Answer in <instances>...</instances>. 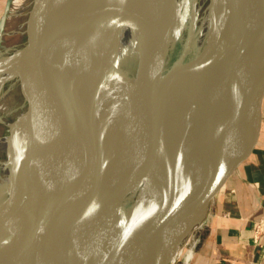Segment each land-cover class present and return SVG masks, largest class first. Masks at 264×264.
I'll return each instance as SVG.
<instances>
[{
	"label": "water",
	"instance_id": "1",
	"mask_svg": "<svg viewBox=\"0 0 264 264\" xmlns=\"http://www.w3.org/2000/svg\"><path fill=\"white\" fill-rule=\"evenodd\" d=\"M129 1L132 21L144 25L148 34L170 2L34 0L28 26L3 45L13 2L6 6L0 57L14 47L23 49L18 72L53 238L40 241L30 230L37 201L26 189V164L16 159L10 170L12 191L0 196V264H29L30 258L50 264H174L184 236L206 223L210 209L172 228L174 203L191 185L181 192L170 190L160 204L158 231L146 238L131 230L113 242L134 201V192L127 194V189L135 170L146 165V158L157 162V167L146 165L159 178L152 204L166 194L170 180L199 166L204 176L232 159L236 166L258 139L264 103V0H239L233 9L238 55L231 81L221 79L218 61L207 56L188 59L185 49L180 54L183 37L170 53L160 39L159 45L146 48L142 79L138 70L132 76V61L125 62L126 77L139 88L131 93L128 87L130 97L119 101L121 111L114 112L100 147L90 157L82 154L80 145L89 141L84 131L90 114L103 113L97 100L87 102L84 96L90 58L100 37L96 23L105 10ZM91 10V20L82 19ZM82 23L89 28L87 41ZM22 37L25 40L19 41ZM211 186L209 193L214 192V183ZM142 236L146 245L132 249V261H116L124 246L134 240L137 244Z\"/></svg>",
	"mask_w": 264,
	"mask_h": 264
},
{
	"label": "bare ground",
	"instance_id": "2",
	"mask_svg": "<svg viewBox=\"0 0 264 264\" xmlns=\"http://www.w3.org/2000/svg\"><path fill=\"white\" fill-rule=\"evenodd\" d=\"M192 1L194 5L195 0ZM182 2L185 3L187 0L177 1L178 4ZM238 3L239 0H210L205 6L197 7L196 12L191 10L185 19L176 23L174 37L173 34L169 36L167 32L163 34L165 25L162 23L161 18L152 23V33L149 32V34L144 25L134 23L131 18V1L127 5L105 10L103 17L101 15L96 23V30H98L100 37L95 42V50L90 58V67L87 73L88 82H86L84 90L87 102L97 100L103 113L90 114L84 131L89 141L80 145L82 154L90 157L100 147L105 134L109 130L114 112H118L123 104L120 102L122 100L126 102L130 97L126 94L128 87L131 93L136 92L139 88L138 82L131 83L130 79L126 77L127 73L123 68L125 62L132 61L137 64L138 61V77L142 79L145 75L143 60L146 56V48L150 44L158 43L157 45H159L160 39L164 43L163 48L169 44L166 51L170 53L173 50L170 43L175 45L185 35H182V32L186 33L185 55L207 56L218 61L221 79L231 81L230 77L234 72L238 55L236 40L238 27L236 26L237 23H233L235 21L233 9L237 7ZM14 8V6L11 8L8 19L12 28L10 26L2 35L5 44L12 39V36L17 34V28L13 27L15 22L12 19L19 17L20 12L17 9L15 11ZM168 11L169 8L167 7L166 12ZM93 14L94 11L92 10L86 12L82 19L85 17V21L89 22ZM82 24L84 25V23ZM82 34L87 41L89 38L88 26ZM21 48L14 47L8 51V54L0 57V125L4 127V134L0 137V196L12 191L10 170L13 162L16 159H21L26 164V189L28 188L29 193L37 201V210L30 230L34 238L50 242L53 238L52 225L47 213L46 201L39 178L40 161L30 145L29 105L23 95L20 73L18 72L23 52ZM196 104H199V102L195 103L193 107ZM232 160L227 165L215 168L205 176L202 175L200 170L202 166H199L200 168L197 167L177 180H170L167 183L169 190L164 194L165 196L162 195L151 204V194L159 178H157L156 171H151L146 165L157 167L158 164L156 161L146 158L143 161L146 165L138 166L131 178L127 194L133 191L134 196L132 198L134 199L132 200L134 201L127 212L124 213L114 233L113 242H116L131 230H135L134 232H137V234L140 232L146 238L150 233L158 231L162 210L160 204L170 197V190L181 192L188 189V185H191L192 189L190 188L191 190L189 189L187 194L191 191H197L194 198L196 207L189 214L185 213L184 208V211H179L186 202L187 194L185 196L181 195L176 200L174 203L176 213L172 228L184 218H195L199 214L198 209L200 206L197 207L198 204L204 203L205 205L206 202L209 203ZM215 182L217 183L215 184ZM211 183H214L215 188L213 189L214 192L209 193L210 188L208 189V187H212ZM190 232L186 233L181 244L189 239ZM146 241L142 236L140 241L137 242L138 245L134 243L135 240L133 243L130 242L128 247L124 246V250L118 254L119 257L115 258L116 261H132L134 258L132 249H142L146 245ZM175 252L179 254V247ZM29 264L50 263L30 258Z\"/></svg>",
	"mask_w": 264,
	"mask_h": 264
},
{
	"label": "crops",
	"instance_id": "3",
	"mask_svg": "<svg viewBox=\"0 0 264 264\" xmlns=\"http://www.w3.org/2000/svg\"><path fill=\"white\" fill-rule=\"evenodd\" d=\"M233 164L214 192L190 261L174 264H264V103L257 141Z\"/></svg>",
	"mask_w": 264,
	"mask_h": 264
},
{
	"label": "rangeland",
	"instance_id": "4",
	"mask_svg": "<svg viewBox=\"0 0 264 264\" xmlns=\"http://www.w3.org/2000/svg\"><path fill=\"white\" fill-rule=\"evenodd\" d=\"M11 1L13 2L12 7L13 6L15 7L14 8L15 11L18 10L20 12L19 17H14L12 19V21L15 22L13 27L17 28L16 30L18 32L21 28H25L28 26L29 20H30L31 15H32V8L34 5V0H17V1L16 0H0V22H1L3 15H4V12L6 10L7 4ZM177 1L178 0H171L168 4L169 11L166 12V10H165L164 13L162 14V16L160 17L162 19V23H164V25H165V29H164L163 34L165 32H167L169 34V36H171L173 34V37H174V30H175L176 23L185 19L189 15L191 10L193 12H196V10L199 7L205 6V4H207L210 0H195L194 5H193L192 0L191 1L187 0V2H185V3L182 2L179 4L177 3ZM199 2H200V5L198 6ZM192 6H193V8H192ZM10 26H11V24L8 22L5 30H7ZM11 28H12V26H11ZM182 35H184V36H183V39L180 41L179 47H178V52H180V54L185 49V43L187 40V34L182 32ZM23 40H25V37H22V39H20L19 41H23ZM3 41H4V39H3ZM170 44H171V47L173 48L174 44L173 43H170ZM3 45H5V41H4ZM168 47H169V44L165 45L164 50L166 51L168 49ZM179 55H178V57H179ZM193 57H194L193 54H191L187 58L189 59V58H193ZM128 65H129L128 67H129L130 71L133 73L132 76L136 75L137 70H138V65L133 64V62L128 63ZM3 133H4V128L2 125H0V136H2ZM196 193H197V191L196 192L191 191L186 195V198H185L186 202L182 205V208L179 211H181V210L184 211L183 208L186 210L185 211L186 214H189L192 211H194V208L196 207V204L194 202V198H195ZM210 201H209V203L206 202V203H208L207 205H206V203H205V205H204V203L198 204L197 207L200 206L198 209L199 213L212 208L213 197H211ZM203 225H205V224H203ZM199 227L202 228V226H198V225L193 227V229L191 230V232L189 234V239L179 246V251H180L179 254H176V252H175L174 256H175V258H177L176 262L183 263L184 261L185 262L190 261L191 256L193 255L192 246L195 243V241L197 240L196 234H197V231L200 229ZM192 231H193V233H192Z\"/></svg>",
	"mask_w": 264,
	"mask_h": 264
},
{
	"label": "built area",
	"instance_id": "5",
	"mask_svg": "<svg viewBox=\"0 0 264 264\" xmlns=\"http://www.w3.org/2000/svg\"><path fill=\"white\" fill-rule=\"evenodd\" d=\"M256 238H258V237H256Z\"/></svg>",
	"mask_w": 264,
	"mask_h": 264
}]
</instances>
